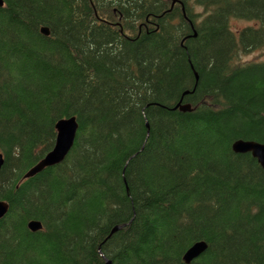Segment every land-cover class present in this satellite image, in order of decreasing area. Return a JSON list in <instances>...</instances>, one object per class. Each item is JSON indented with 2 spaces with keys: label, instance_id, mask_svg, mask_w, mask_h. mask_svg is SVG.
<instances>
[{
  "label": "trees",
  "instance_id": "1",
  "mask_svg": "<svg viewBox=\"0 0 264 264\" xmlns=\"http://www.w3.org/2000/svg\"><path fill=\"white\" fill-rule=\"evenodd\" d=\"M3 2L0 264H264V0Z\"/></svg>",
  "mask_w": 264,
  "mask_h": 264
},
{
  "label": "water",
  "instance_id": "2",
  "mask_svg": "<svg viewBox=\"0 0 264 264\" xmlns=\"http://www.w3.org/2000/svg\"><path fill=\"white\" fill-rule=\"evenodd\" d=\"M3 0H0V6H3ZM42 33L49 35L48 28H42ZM190 105L179 106L181 110H189ZM57 129V138L53 150L47 154V156L36 166H34L29 172L25 175V178H31L35 175L41 173L45 168L60 164L63 162L72 148L74 147L75 140L78 134L79 125L75 117L69 119H63L58 122L56 125ZM233 150L236 153L245 154L250 153L254 158H256L264 168V144L238 140L233 144ZM3 165V156L0 154V169ZM9 212V205L6 202L0 201V221L4 219ZM29 228L32 231H38L42 228V225L39 222L33 221L29 223ZM207 249V244L204 242L194 245L190 250L185 253L184 260L186 263H191L193 260L197 259L201 253Z\"/></svg>",
  "mask_w": 264,
  "mask_h": 264
},
{
  "label": "rangeland",
  "instance_id": "3",
  "mask_svg": "<svg viewBox=\"0 0 264 264\" xmlns=\"http://www.w3.org/2000/svg\"><path fill=\"white\" fill-rule=\"evenodd\" d=\"M253 25H257V24L247 22V21H240V20H233L231 22V28L233 32H235L236 34H239V31H241L243 28L248 27V26H253ZM242 60H244V62L264 61V48L261 50H255V51H252L251 53L249 52L248 54L243 55Z\"/></svg>",
  "mask_w": 264,
  "mask_h": 264
},
{
  "label": "bare ground",
  "instance_id": "4",
  "mask_svg": "<svg viewBox=\"0 0 264 264\" xmlns=\"http://www.w3.org/2000/svg\"><path fill=\"white\" fill-rule=\"evenodd\" d=\"M232 20V19H231Z\"/></svg>",
  "mask_w": 264,
  "mask_h": 264
}]
</instances>
